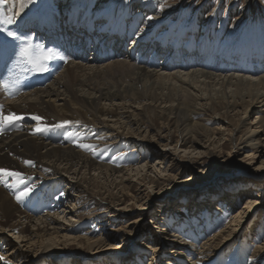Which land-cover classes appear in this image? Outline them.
<instances>
[{"label":"bare ground","instance_id":"obj_1","mask_svg":"<svg viewBox=\"0 0 264 264\" xmlns=\"http://www.w3.org/2000/svg\"><path fill=\"white\" fill-rule=\"evenodd\" d=\"M143 1L132 0L126 6H120L116 5L114 0H24V11L16 18V23L9 24L12 29L13 25L16 28L19 26L18 21L24 23L36 17H71L87 24L88 29L94 24L97 29H101L100 32L109 29V32L121 33L119 44L133 47L137 60H126L123 59L124 56L104 62L80 60L65 57L53 50L51 52L56 54V58L51 59L54 67H47L45 72L35 68L41 79L50 77L52 73L55 75L43 88L21 96L13 91L17 98L12 100L0 90V105L3 106L5 114L15 112L23 117L18 121V126L9 127L0 133V168L20 172L24 180L19 187H13L12 185L17 183L16 178L0 179V243L6 246V249L0 248V257H4L0 264H55L57 261L54 253L47 251L55 244H65L64 239L70 242L65 247H74L72 244H76L89 249L90 252L99 247L103 250L102 238L72 236L74 228L81 225L77 215V209L83 205L81 198L90 196L107 204L120 205L124 200L122 196H128L132 201L142 203L147 198L146 189L151 188V185H163L175 179V176L164 173L174 166L182 168L180 162L198 166L201 159L195 160L190 156L185 157L186 160L179 159L177 153L180 148H184L186 153L192 151L190 154L202 149L203 152L198 155L213 159L217 152H221L222 149L216 151V148L223 144L224 140L229 144L236 142L240 150L260 147L261 138L264 136V71H258L264 69V58H260L257 63H242L235 54H264V47L239 48V45H218L212 37L214 34L211 29L202 34V38L196 43V37L203 32L198 26L202 22L199 14H202L208 4H202L195 14L190 16L188 24V20L183 19L184 14L177 17V20H180L176 23L180 24L182 21L183 24L178 28L176 24L166 26L169 23V14H174L173 10L165 8V12L159 15H150L154 2L150 4ZM246 2L248 5L253 0ZM19 3L20 0H9L8 4L0 6V19L17 11ZM249 11L250 8L242 9L237 20H242L243 14L248 16ZM181 12H185L184 9ZM4 25L0 23V29H3ZM129 36V41H126ZM66 43L67 48L72 47L73 43L80 48L73 38ZM167 49L171 55L163 59L159 66L156 56L162 57ZM151 52L153 56L148 59ZM209 57H213L212 67H190L191 61L199 64L203 62V58L210 62ZM138 59L142 60V63H139ZM230 67H235L239 72H230ZM106 80H109L108 83ZM148 111L162 123L164 119L175 122L177 132L180 133L175 144L169 132L157 140H152L151 132L144 125ZM209 112L212 113L210 121L220 123V127L211 128L201 124V121L194 122L196 117ZM33 115L43 117V124L48 125L49 130L33 134L37 123L31 119ZM251 117L255 120L248 121ZM229 118L232 119L228 121ZM64 121L70 123L64 127H54ZM243 127H247V132L244 130L246 133L236 141L235 138L242 132ZM225 132H228L227 137ZM56 133L60 134L58 142L52 138ZM121 138L140 149L150 147L154 151L158 145L163 147L164 151L171 148L176 152L162 154L161 159L156 162L161 168L167 165L161 174L156 173L154 168L147 171L148 162L135 167V170L127 168L128 166H114L113 161L109 162L103 158L111 156V153L117 150L116 140L123 141ZM191 139L192 145L183 147L189 144ZM81 143L94 145L95 150H85L78 146ZM229 158H232L231 153L227 155V159ZM227 159L223 160L228 162ZM25 161H31L32 164L28 165ZM200 166V169H203L202 165ZM95 174H98L97 178ZM101 178L104 183L110 184L111 189L105 190L96 185ZM133 183L138 189L136 196L129 192ZM62 185L66 186L67 195L62 192V195L60 193L51 198L52 201L43 197L42 192L47 188H62ZM25 187L32 188V192L17 201L16 194ZM76 193H80V199ZM34 196H42L52 204L49 210H45L46 216L37 219L28 214L24 216L23 208L27 207V203L34 199ZM57 202L61 204V212L53 206V203ZM220 202L224 203L222 208L216 207L217 212L222 215L217 218V224L213 222V228L208 225L202 230H193L195 235L204 237L205 242L201 244V248H195L188 242V238H182L180 235L170 236L173 237L170 241L177 245L174 246L171 258L166 264H229L230 260H227L225 251L230 247V242L237 240L241 235L239 228L246 221L248 213L256 209L259 203H248L244 209L237 211L234 221L215 236L214 233L218 230L215 227H222L224 220H227L226 209L236 208L238 205L235 200L229 201L227 198L220 199ZM148 208L142 205L141 211L148 212ZM17 215L19 220L12 221ZM60 216H65L66 219L70 217L71 226L60 224ZM139 223L140 220L130 221L127 228ZM24 225L26 226L23 227ZM29 230H32L30 241L25 242L27 236L21 235ZM45 234L51 238L41 241L38 245L39 239ZM208 234H211L210 239ZM153 247L147 249L153 250ZM32 248L35 250L30 252ZM154 250L155 254L159 251L164 253L162 246ZM107 258L97 259L91 256L90 260L107 262ZM78 262L73 264H80ZM232 264H264V243L258 244L248 261L242 251Z\"/></svg>","mask_w":264,"mask_h":264},{"label":"rangeland","instance_id":"obj_2","mask_svg":"<svg viewBox=\"0 0 264 264\" xmlns=\"http://www.w3.org/2000/svg\"><path fill=\"white\" fill-rule=\"evenodd\" d=\"M130 1L132 0H114V3L120 6H126ZM152 2H154V5L153 10L150 11V15L153 14L156 16L161 12H165V8L171 9L174 11V14H169V23L166 26L170 27L176 24L178 28L182 27L183 24L182 21L179 22L180 24L176 23L180 20V18L177 20V17L184 14L183 19L188 20V24L190 23V16L194 15L202 4H208V7L202 11V14H199V18L202 22H200L198 26L201 27L203 32L200 33V36L196 37V43L202 38V34L211 29L214 34L212 37L216 40L218 45H239V48L240 46H246L245 48L264 47V0H253V2H250L248 5L246 0L143 1V3L150 4ZM244 8H250L248 16L243 14L242 20H237V17L241 14V10ZM183 9L185 12L180 13ZM168 52L171 55L170 50L167 49L162 57H160L158 64L161 63L163 59L170 57V55H167ZM150 56L151 54L148 56V59H150ZM203 56L206 55L203 54ZM235 57H238V60L242 61V63H257L260 58H264V54L242 52L240 54H235ZM209 58H211L210 62L203 58V62L199 64L196 61H191L190 67L196 68L200 65L202 68H210L213 66V57ZM159 66L161 65L159 64ZM170 69H174V67H170ZM234 69L236 68L230 67L229 71H238L237 69L234 71ZM263 71L264 69H260L258 73ZM109 80H106V82L108 83ZM110 81L112 82V80ZM148 113L144 125L151 132L150 136L152 140H157L160 136H165L166 132H169L175 144V142L179 140L180 135V133L177 132L178 129L176 128L175 122L173 120L164 119L162 123L160 119H156L155 116L151 115L150 111H148ZM211 116V112L200 115L194 119V122L200 123L201 121V124H205L211 128L220 127V123L215 124L210 121ZM231 119L229 118L227 120L229 121ZM251 120H255V118L251 117L248 121ZM244 130L246 131L247 127H243L241 130L242 132L236 136V141L238 137L247 132ZM164 131L165 133H162ZM227 134L228 132H225L226 137ZM200 139L202 141L204 140L202 137ZM124 140L125 139H123V141L120 139L116 140L118 144L117 150L113 151L111 156L104 157L103 160H108L109 162L113 161L112 164H114V166H128L127 168L133 170H135V167L138 168V166H142L143 163L148 162L147 171L150 168H154L156 173L161 174L166 170L167 165L165 164L161 168L156 162L161 159L160 157L162 154H173L176 152L171 148H169L170 150L164 151V148L158 145L155 146L156 150L154 151H152L150 147L147 149H140L129 141L125 140V142ZM222 143L224 146H222L223 144H219L216 148V151L222 149L221 152H217L215 154L216 157L213 159L198 155L199 152H203L202 149H200L201 151L190 154L192 151L186 153L184 152V148H180L177 153L179 159L182 158L186 160L185 157L188 158V156L193 157L192 159L195 160L201 159L199 160L198 166L195 167L192 164L180 162V164L183 165L182 168L174 166L169 172L164 173V175L170 174L175 176V179L167 181L163 185H151V188L146 189L147 198L143 200L142 203H137V200L132 201L133 199L131 197L122 196L124 200L120 205L123 204V206H120L119 203L118 206L116 203L107 204L98 199H93L90 196L81 198L80 193H76L77 197L82 199L84 206H79L77 209V215L79 216L81 225L74 228L75 232L72 233V236L80 235L82 237L86 236V238L91 237V239L98 237L102 238L105 242H103L104 249L101 250L99 247L93 252H90L88 251L89 249L81 248L76 244H72L74 247H65V245L68 246L70 242H66L64 239L63 243L65 244H55L47 253H49V251L54 253L56 257L55 261H57L55 264H73L75 261H79L78 263L80 264H166L171 258V252L174 250V246L177 245L170 241V239L172 240L173 238L170 236L180 235L182 238H188V242L193 244L195 248L202 246L201 244L205 242L204 237L195 235L193 230H202L208 225H211L213 228L214 223L217 224V218L222 217V215L217 212L216 207L222 208L224 202H220V199L225 200V198H227L229 201L235 200L238 205L236 208L228 207L226 209L228 214L225 219L227 220H224L225 223L222 227H219V225L215 227L218 229L217 232L214 233L215 236L221 233V230L225 229L229 223L234 221V216H236L237 211L244 209L248 203H255L256 201L259 203L256 209L254 208L248 213L246 221L239 228L241 235L237 240L230 242V247L225 251V253H227V260H230L228 262L229 264H232L242 251L245 253V259L248 261L258 244L264 243V136L261 138L260 147L255 149L240 150L241 148H238L236 142L229 144L224 140ZM191 145L192 139L189 140V144L183 147L187 148ZM235 146H237V148ZM210 149H212V147H210ZM229 153L232 154V158L227 159ZM223 159H227L228 162ZM200 165H202L203 169H200ZM134 174L133 172L132 175ZM95 176L97 178L98 174H95ZM100 180V182H96V185L100 186L102 189L105 188V190L111 189L110 184L104 183L102 178ZM136 189L137 185L134 183L132 186L130 185V194L136 196L138 193V189ZM47 190H49L53 196L59 195L60 193V195L63 193L67 195V188L63 185L62 188L54 187V189L47 188ZM238 196H241V198H238ZM67 205H69V203ZM142 205L148 206L150 210H148V212L141 211ZM62 210L63 209H60V212ZM164 210L166 211L164 212ZM19 215H17V217L15 216V219L12 221L19 220ZM26 215L25 213L24 216ZM41 217H43V215H40L38 218ZM64 217L65 216L58 217L60 224H66L70 227L72 224L69 222L70 217L69 219ZM33 218L37 219L36 217ZM73 220H75V218H73ZM133 220H140V223L132 228H127L129 222ZM209 221L212 222L209 223ZM25 226L26 225L23 227ZM236 230L238 231V228ZM31 234L32 230H29L28 232H24L21 236H27L24 241L29 242ZM53 236L55 235H52V237ZM207 237L210 239L211 234H208ZM49 238H51V236L45 234L44 237L39 239L40 242L39 244L37 242V244L40 245L42 243L41 241ZM2 246L6 249L4 244H2ZM152 246H154L153 250L147 249ZM161 246L164 248V253H160L161 251H159L155 254L154 249L161 248ZM187 247L190 249L189 246ZM34 250L35 249L32 248L30 252ZM91 256H95L97 259L101 257H108L109 259L107 258V262L101 260L91 261ZM205 258L207 259L208 257Z\"/></svg>","mask_w":264,"mask_h":264},{"label":"snow or ice","instance_id":"obj_3","mask_svg":"<svg viewBox=\"0 0 264 264\" xmlns=\"http://www.w3.org/2000/svg\"><path fill=\"white\" fill-rule=\"evenodd\" d=\"M8 2H9V0H0V6L8 4ZM25 6L26 5H25L24 0H20L19 9L15 12H11L8 15H4L2 17V19H0V23H3L5 25L16 23V18L19 17L20 14L24 11ZM0 31H3V29H0ZM7 35L12 37L13 39H20V37L17 36V33L12 32V31H9L7 33ZM37 49H39V55L38 56H37ZM19 55L24 59V61L26 63L32 64L34 68H36L37 70H40V71H46L47 70V67H46L47 61L56 58L55 53L51 52L50 50L47 53H45V51L43 49H40V46L34 47L31 44L30 40L26 41L24 43V45L22 47H20ZM10 87L11 86L9 85L8 81H4V82L0 83V89H2L4 91H9ZM21 119H23V117L19 116L15 112H9V113L5 114V112L3 110V106L0 105V133H3L5 131V129H7L9 127L18 126V121ZM31 119L37 122L36 128L34 129L33 134H35L36 132H45V131L49 130V126L46 124H43V119H44L43 117L33 115L31 117ZM68 123H70V122L64 121L61 124L55 125L54 127H64ZM78 146L85 149V150H90V151L95 150V146L90 145V144H82L81 143ZM25 163L28 165L32 164L31 161H25ZM8 177L16 178L17 183L12 185L13 187H19L20 184L24 183L22 173L0 168V179L6 180ZM32 190L33 189L30 187H25L24 189H22L20 192H18L16 194L17 201H20L24 197L30 195ZM3 259H4V257H0V260H3ZM6 264H7V262H6Z\"/></svg>","mask_w":264,"mask_h":264}]
</instances>
